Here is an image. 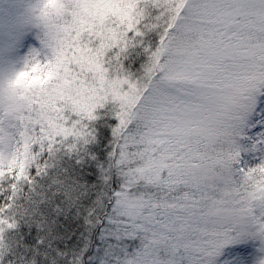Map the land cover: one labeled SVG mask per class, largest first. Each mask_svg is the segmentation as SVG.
I'll use <instances>...</instances> for the list:
<instances>
[{"label": "snow or ice", "instance_id": "obj_1", "mask_svg": "<svg viewBox=\"0 0 264 264\" xmlns=\"http://www.w3.org/2000/svg\"><path fill=\"white\" fill-rule=\"evenodd\" d=\"M30 19L0 71V264H264V0Z\"/></svg>", "mask_w": 264, "mask_h": 264}, {"label": "clouds", "instance_id": "obj_2", "mask_svg": "<svg viewBox=\"0 0 264 264\" xmlns=\"http://www.w3.org/2000/svg\"><path fill=\"white\" fill-rule=\"evenodd\" d=\"M5 0H0V6ZM10 3L18 5L15 15H0V71H7L12 65L18 64L20 58L27 52L24 47L29 38H33L38 29L30 19V12L33 0H9ZM19 39H16V38ZM15 46H11L13 41Z\"/></svg>", "mask_w": 264, "mask_h": 264}, {"label": "rangeland", "instance_id": "obj_3", "mask_svg": "<svg viewBox=\"0 0 264 264\" xmlns=\"http://www.w3.org/2000/svg\"><path fill=\"white\" fill-rule=\"evenodd\" d=\"M31 8V7H30ZM30 8L28 9V11L30 12ZM18 10V5L15 3H10L9 0H5L4 5L0 6V15L3 16H11V15H15V13ZM37 35V33H36ZM36 35L33 37V39L36 38ZM32 47V46H30Z\"/></svg>", "mask_w": 264, "mask_h": 264}]
</instances>
